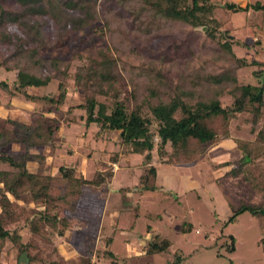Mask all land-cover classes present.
Listing matches in <instances>:
<instances>
[{
  "label": "trees",
  "instance_id": "trees-1",
  "mask_svg": "<svg viewBox=\"0 0 264 264\" xmlns=\"http://www.w3.org/2000/svg\"><path fill=\"white\" fill-rule=\"evenodd\" d=\"M1 1L4 0H0V39L10 43L12 51L0 59V70L14 72L15 79L11 83L0 81V254L8 244L16 251L15 259L24 255L26 264H71L40 243L76 231L80 257L75 264H94L100 257L116 258L109 251L110 237L104 239L101 252L95 247L97 214L79 212L83 189L109 185L112 172L95 170L92 179H86L76 175L75 166L64 160L57 165L55 175L27 166L44 163L41 155L29 150L51 146L62 114L70 116L73 110L83 112L84 128L96 124L100 131L117 133L125 153L141 156L138 192L158 188V170L152 164L154 149L165 164L191 168L206 157L210 148L230 141L240 156L235 167L224 173V179L234 180L239 195L223 184L217 185L231 210L225 224L244 211L264 215V123L259 125L264 118V76L256 85L238 81L237 71L254 62L234 55V42L226 29L230 15L240 8L233 4L218 6L209 0H104L132 17V29H128L109 10L100 16L95 10L97 0H12L19 10L7 8ZM46 7L58 9L62 15L77 14L71 18L77 29L101 21L94 31L100 38L106 37L108 45L89 47L84 56L75 54L83 63L70 72V61L40 58L38 50L45 44L41 34L43 22L22 24L23 38L5 33L6 24L17 23L25 16L48 18ZM252 8L264 11V5L255 4ZM149 16L157 20V29L150 31L155 34H199L201 47L197 55L208 57L215 72L199 79L175 66V79L166 78L159 68L162 57L144 56L127 37L131 33L138 38ZM196 28L205 31L192 32ZM129 57L134 63L127 60ZM260 74L253 72L254 77ZM52 83L54 93H29L32 88L45 89ZM124 83L129 86L127 93ZM69 91L80 93L82 102L67 104ZM224 96L231 99L226 106L221 104ZM20 97L40 106L25 123L2 109L13 98ZM64 105L66 110L62 112ZM239 114L248 115L243 120L250 126L246 133L241 127L232 126ZM12 145H21L24 150H8ZM223 166H228L227 162ZM133 212H127L132 220L136 216ZM17 225L25 230V241L16 233ZM230 241L233 243L232 237ZM168 246L167 240L151 241L146 243L144 253H161ZM114 260L111 264H115Z\"/></svg>",
  "mask_w": 264,
  "mask_h": 264
},
{
  "label": "rangeland",
  "instance_id": "rangeland-1",
  "mask_svg": "<svg viewBox=\"0 0 264 264\" xmlns=\"http://www.w3.org/2000/svg\"><path fill=\"white\" fill-rule=\"evenodd\" d=\"M228 1L209 0L212 4ZM2 3L7 8L19 10L12 0H4ZM46 9L49 12L48 18L25 16L17 23L6 24L5 33L23 38L22 24L43 22L41 34L45 44L38 50L40 58L70 61V72L75 66L83 63L82 59L74 57L75 54L84 56L83 52L89 47L108 45L106 37L100 38L94 31L96 27L101 26V21L90 27L77 29L71 22V18L77 14L62 15L58 9ZM95 10L99 15L106 10L111 11L123 20L128 29H132V17L119 7L104 0H97ZM250 13L252 16L255 14L253 11ZM260 14L261 12L258 13ZM239 15L240 17L234 18L226 29L230 36L242 41L245 35L250 36L248 24L252 16L243 13ZM157 24V20L149 16L144 20L138 38L131 33H128L127 37L144 56L151 59L162 57L159 68L166 78L175 79V66L183 67L191 77L199 79H203L204 74L215 72V67L207 60L208 57L201 58L197 55L201 47L199 34L192 36L186 31L169 36L150 32L157 29ZM204 31L202 28H196L192 32L202 34ZM255 49L254 46L249 49L233 48V51L237 56L249 61L258 56L263 58L262 54L254 57ZM11 51L12 45L0 39V59L9 56ZM127 60L134 63L130 57ZM257 68V65H251L238 70V81L256 85L262 79L253 76ZM261 69L264 70V66ZM14 79V72L0 70V81L11 83ZM123 87L127 93L129 86L124 83ZM54 92L55 83L45 89L29 90L32 95ZM66 101L69 105L80 103L82 95L69 91ZM230 102L228 96L221 99L223 106ZM66 106L62 107V112H65ZM39 108V105L33 106L21 97L13 98L9 106L2 107L9 112L11 118L24 123L28 122L30 114ZM70 117L73 118L72 121L69 120ZM246 117L247 114H239L232 121V126L241 127L245 133L248 132L250 126L243 122ZM83 119L84 115L80 110H73L70 116L62 114L59 130L51 146L29 150L41 155L44 163H28L27 166L41 173L55 175L57 165L64 160L67 165L75 166L76 175L81 174L86 179H92L95 170L101 173L112 172L109 185L98 188L85 187L80 200L79 212L83 213L82 215L87 212L97 214L93 239L100 252L104 248V239L110 237L109 251L116 257L113 258L115 264H264V215H252L244 211L225 224L231 210L223 200L217 185L223 184L228 191L239 195L233 184L234 180L224 179V173L235 167V161L240 156L230 141L224 140L219 146L210 148L206 157L193 168H175L165 164L164 159L160 158L154 149L152 164L158 170V188L155 191L138 192L136 185L142 173L141 156L125 153L117 133L100 131L96 124H89L84 128ZM263 123L264 118L259 121V125ZM6 128L9 129L8 126ZM8 150L24 149L21 145H12ZM111 159H114V164ZM224 162H227L228 166H223ZM170 171L171 174L168 173ZM132 211L136 215L133 220L131 214L127 213ZM119 212L121 214H118ZM14 228L25 241V230L19 225ZM230 237L233 238V243ZM161 240L169 242L165 251L148 255L144 253L146 243ZM40 244L47 251H57L71 264H75L80 257L76 231L66 233L62 237L54 236L51 241H41ZM15 256L16 251L7 244L0 254V264H17L16 261L19 263L21 256L18 259H15ZM113 259L100 257L94 264H111ZM23 264H26V261Z\"/></svg>",
  "mask_w": 264,
  "mask_h": 264
},
{
  "label": "crops",
  "instance_id": "crops-1",
  "mask_svg": "<svg viewBox=\"0 0 264 264\" xmlns=\"http://www.w3.org/2000/svg\"><path fill=\"white\" fill-rule=\"evenodd\" d=\"M251 1H253V0H251ZM251 1L250 0H229L228 2H224V3L219 2L216 5L222 6L223 4H233L236 7L240 8V10H238V11H236L230 15L228 24H230V22H233L234 18H236V17L239 18L240 17L239 14L243 13L246 16H248V15L252 16V14L250 12L253 11L255 13L251 17L249 24H248V27L250 30L249 31L250 36L245 35L243 37L242 41L235 39L232 36H229V38L232 39L234 42V44L232 46V51H233V48L249 49V48H253L255 46L256 51H255L254 57H257L256 55H258V54H260V55L262 54V56H264V11L255 10L252 8L253 5H255V4L256 5L257 4L258 5H264V2H260V0H254V2H251ZM259 12H261L260 15H258ZM261 30H263V32H261ZM229 35H230V32H229ZM259 50H262V52H259ZM233 53H234V51H233ZM234 55L238 58H244L242 56H237L235 53H234ZM247 61L248 62L252 61V62H254L253 65L258 66L256 71L261 72L259 77L264 76V70L261 69V67L264 66V57L261 58L258 56V58H256V59L254 58V60H250V61L247 60ZM256 71H254V72H256ZM168 173L171 174V171Z\"/></svg>",
  "mask_w": 264,
  "mask_h": 264
},
{
  "label": "water",
  "instance_id": "water-1",
  "mask_svg": "<svg viewBox=\"0 0 264 264\" xmlns=\"http://www.w3.org/2000/svg\"><path fill=\"white\" fill-rule=\"evenodd\" d=\"M202 29L205 30V28H202ZM20 262L25 263L24 255H21V257L19 258V263Z\"/></svg>",
  "mask_w": 264,
  "mask_h": 264
}]
</instances>
